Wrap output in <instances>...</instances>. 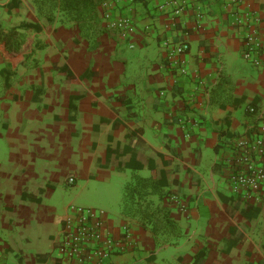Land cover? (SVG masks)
Wrapping results in <instances>:
<instances>
[{"label": "crops", "instance_id": "obj_1", "mask_svg": "<svg viewBox=\"0 0 264 264\" xmlns=\"http://www.w3.org/2000/svg\"><path fill=\"white\" fill-rule=\"evenodd\" d=\"M60 7V0L44 4L43 15L36 0L0 2L5 260L65 263L59 241L75 206L62 201L67 175L115 186L129 172L158 181L164 171V186L106 212V230L129 235L107 264H154L171 245L178 247L172 264H194L201 250L202 264H264V209L252 221L232 217L222 199L232 196L227 142L256 121L249 106L264 117V67L243 56L246 31L264 35V0H92L84 19ZM247 14L250 22L234 23ZM122 16L135 23L123 38L109 27ZM14 28L24 38L19 50L6 42ZM183 42L190 49L170 64L165 43ZM55 66L95 74L70 80ZM72 96H79L73 110Z\"/></svg>", "mask_w": 264, "mask_h": 264}, {"label": "built area", "instance_id": "obj_2", "mask_svg": "<svg viewBox=\"0 0 264 264\" xmlns=\"http://www.w3.org/2000/svg\"><path fill=\"white\" fill-rule=\"evenodd\" d=\"M110 4L106 3L105 7L109 8ZM105 17L109 18L110 13L106 12ZM245 20L250 22L251 15L236 16L234 23L244 24ZM109 27L123 38L134 32L135 23L132 17L122 16L112 20ZM165 44L169 47L170 64L178 63L190 49L185 42ZM243 56L255 66L264 67V35L248 29L243 41ZM247 110L257 117L256 121L227 142L223 162L232 195L244 203L261 205L264 196V117L255 106H249ZM68 182L75 183V178L69 177ZM71 210L59 241L64 264H107L116 249L128 242L127 231L122 238L116 239L106 230L104 210L82 206H72ZM0 264H9L1 252Z\"/></svg>", "mask_w": 264, "mask_h": 264}, {"label": "trees", "instance_id": "obj_3", "mask_svg": "<svg viewBox=\"0 0 264 264\" xmlns=\"http://www.w3.org/2000/svg\"><path fill=\"white\" fill-rule=\"evenodd\" d=\"M36 1L38 2L40 13L44 14V4L49 3L51 6H54L56 0L54 1L53 0H50V1L36 0ZM60 3H61L60 11L66 10V12L69 13V15L72 16L74 14L75 17L77 18L84 19L83 17L88 16L91 13L90 6L92 3V0H60ZM51 8L52 9L50 10V13H47V14H54L53 9L55 10L56 6L55 8L54 7H51ZM22 27L32 28L36 31H39L42 29V27L38 23H24ZM6 37H8V39L6 40L7 43H10L11 41H13V47L16 50H19L20 47L24 44V38L22 37V35L19 34L18 30L15 28L12 29L8 33V35H6ZM55 69L56 71H58V73L66 74L70 80H75V79L81 80L84 78H89L90 76L95 74L91 71H88L85 74L81 75L80 77H76L71 72V70L67 68L66 66L65 67L55 66ZM78 97L79 96H72L71 98L70 106L72 110L76 108V105L73 103V101L77 99ZM165 177H166V173L164 171L161 173V177L158 179V181H155L154 178L137 177L136 184L138 185V189H136L133 185L126 186V190H130L129 191L130 193L132 192L131 186L134 187L133 192L131 193L132 196H130L131 194L128 193V196L126 197V204H125L126 208L130 204V202L133 200L132 197L136 195V193L140 194L141 191H143L144 189H149V188H152L155 191L158 189L159 186H164L166 183ZM24 196H25V193H24ZM222 199L228 204L229 207H231L230 215L232 217H236L237 214H241L247 220L252 221V220L257 219L262 213V209H263L262 204L252 205L249 203H244L241 199H239L238 197L234 195L228 196V197L222 196ZM230 230H231L232 235H234L236 230L233 227H231ZM241 239H242V234H240L238 237L231 238L226 250L229 251L233 246L238 244L241 241ZM204 257H205V251L204 250L199 251L197 255L195 256L194 264H202V262L204 261Z\"/></svg>", "mask_w": 264, "mask_h": 264}, {"label": "rangeland", "instance_id": "obj_4", "mask_svg": "<svg viewBox=\"0 0 264 264\" xmlns=\"http://www.w3.org/2000/svg\"><path fill=\"white\" fill-rule=\"evenodd\" d=\"M3 1L5 0H0V2ZM0 141L2 142L1 139ZM3 148L4 147L0 144V149ZM209 154L213 157L215 155L213 151ZM207 159L209 158L207 157ZM68 176L70 175H67L62 181L61 196L64 204H75V206L96 208L99 210H104L107 213L110 212L111 209L118 210L119 206L122 205V201L128 196V193H130V190H126L127 185H133L136 189H138V185L136 184L138 175H132L130 172L124 179L121 177L117 178L115 182H111V184H114L115 186L110 185V183H102L94 179L88 180L87 178L79 179L75 183L71 184L68 182ZM133 186H131L132 192L134 188ZM130 196H132V194ZM262 208L264 209V196L262 200ZM185 241L186 240L184 239L182 243L185 244ZM177 250L178 247L174 245H171L169 248L158 250L155 257V263L172 264V259H170V256H175L177 254Z\"/></svg>", "mask_w": 264, "mask_h": 264}]
</instances>
